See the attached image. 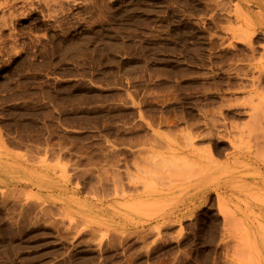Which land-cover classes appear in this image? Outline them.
Listing matches in <instances>:
<instances>
[{
    "label": "rangeland",
    "instance_id": "1",
    "mask_svg": "<svg viewBox=\"0 0 264 264\" xmlns=\"http://www.w3.org/2000/svg\"><path fill=\"white\" fill-rule=\"evenodd\" d=\"M263 239L264 0H0V264Z\"/></svg>",
    "mask_w": 264,
    "mask_h": 264
},
{
    "label": "bare ground",
    "instance_id": "2",
    "mask_svg": "<svg viewBox=\"0 0 264 264\" xmlns=\"http://www.w3.org/2000/svg\"><path fill=\"white\" fill-rule=\"evenodd\" d=\"M243 186H244V185H243ZM242 193H243V192H241V195H242ZM147 195H149V194H147ZM263 240H264V239H263Z\"/></svg>",
    "mask_w": 264,
    "mask_h": 264
}]
</instances>
